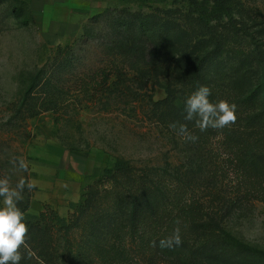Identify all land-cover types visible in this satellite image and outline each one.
<instances>
[{
    "label": "rangeland",
    "instance_id": "rangeland-1",
    "mask_svg": "<svg viewBox=\"0 0 264 264\" xmlns=\"http://www.w3.org/2000/svg\"><path fill=\"white\" fill-rule=\"evenodd\" d=\"M224 1L240 45L215 0H0V179L36 185L20 264H264V0ZM196 82L235 123L185 119Z\"/></svg>",
    "mask_w": 264,
    "mask_h": 264
},
{
    "label": "clouds",
    "instance_id": "clouds-1",
    "mask_svg": "<svg viewBox=\"0 0 264 264\" xmlns=\"http://www.w3.org/2000/svg\"><path fill=\"white\" fill-rule=\"evenodd\" d=\"M210 89L206 86L200 87L185 101L187 115L186 120H192L193 116L199 119L196 126L201 130L208 127L223 128L230 123H235L236 105L229 104L225 100L217 103L209 101ZM175 127V125H172ZM185 125H180L179 134L187 133ZM188 140L195 141L197 137L187 134ZM21 170H27L28 165L23 159L18 164ZM35 182L21 178L16 186L10 187L6 179H0V264H20L22 256L18 249L26 243L25 236L28 227L24 222V213L17 207L20 201L21 192L27 187L29 190L34 188ZM181 237L179 229H175L171 238L167 241L161 240V247L179 246Z\"/></svg>",
    "mask_w": 264,
    "mask_h": 264
},
{
    "label": "trees",
    "instance_id": "trees-1",
    "mask_svg": "<svg viewBox=\"0 0 264 264\" xmlns=\"http://www.w3.org/2000/svg\"><path fill=\"white\" fill-rule=\"evenodd\" d=\"M215 6L217 7V9L220 13L225 15V17H228L230 19V21L232 22V28L235 32L234 42L237 45L242 44V37L239 34V31H242V28H240L238 25H236L234 23V21L232 19V13L230 12L226 2L224 0H215ZM242 34H245V32L243 31ZM203 67H204V62H201L200 64H198L196 70L194 71V75L199 74L202 71ZM195 86H196L197 90L201 87L197 82L195 83ZM259 90H260V93H262L264 96V85L258 86L255 91H259ZM35 219H37V218H35ZM39 220L42 221V223H44V224H50L53 226H55V223H58V224L60 223L56 214L54 212H48V211L40 213L39 214ZM61 229H68V228H65V226H61Z\"/></svg>",
    "mask_w": 264,
    "mask_h": 264
}]
</instances>
